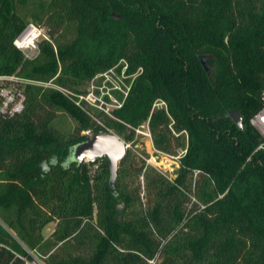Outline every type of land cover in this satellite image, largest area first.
Wrapping results in <instances>:
<instances>
[{
	"label": "trees",
	"instance_id": "1",
	"mask_svg": "<svg viewBox=\"0 0 264 264\" xmlns=\"http://www.w3.org/2000/svg\"><path fill=\"white\" fill-rule=\"evenodd\" d=\"M31 1L0 0V75L74 90L124 57L142 71L119 122L101 126L40 86L25 88L21 114L0 115V264H23L12 252L26 254L20 242L51 251L49 264H264V138L249 122L264 104V0ZM28 16L51 38L34 60L12 43ZM156 99L166 108H153ZM57 111L76 120L72 132L53 127ZM147 119L155 148H186L172 180L130 150L114 185L105 157L68 159L89 138L83 130L128 139L124 123Z\"/></svg>",
	"mask_w": 264,
	"mask_h": 264
},
{
	"label": "rangeland",
	"instance_id": "2",
	"mask_svg": "<svg viewBox=\"0 0 264 264\" xmlns=\"http://www.w3.org/2000/svg\"><path fill=\"white\" fill-rule=\"evenodd\" d=\"M39 1L47 2L48 0H32L30 3V7H32L34 4L36 5ZM25 20H26L25 24L29 22L35 23L33 22V20H31L29 16L25 17ZM40 25L44 27L47 32L48 27L46 23L43 21L40 22ZM46 37L47 39H51L49 35H46ZM47 39L43 38L42 40H40L39 45L43 40L48 41ZM125 66H127L126 69ZM137 73H138V68H132L129 61L125 57L121 58L115 65H112L102 71L94 73L90 78L84 81L83 84L78 85L74 90L70 89L71 93L73 94L72 95L73 98L76 97L75 96L76 94L92 92V95L90 97L88 98L84 97L81 100L83 109H80L77 106H75L70 98H68L64 94L63 95L68 100H70L75 107L83 111L85 115H87L92 121L96 122L101 126L104 125L103 120H105L106 118L119 122L120 119L116 115V110L119 106L122 105L123 99L126 96V91L130 86L132 78ZM56 87H61V86L55 84L54 82L49 86V88H53L57 90ZM52 125L58 132L66 135L75 129V127L77 126V122L69 113L65 111H57L55 112V115L52 119ZM124 126L127 130V133H130V137L128 139L125 138V135L122 132L119 133L118 136L121 137L122 139H125L128 142L133 143V145L136 146L139 153H141L145 158L151 160V163L148 164V168H153L156 171L157 169L163 171L169 177L177 176V170L180 167V163L178 159H175V157L179 154V152L183 149V147L176 148L175 151L171 154L173 156H168L166 154L164 155L162 153L156 152V150L153 147V143L151 142L150 139L146 138L140 132H136L135 128H137L139 125L124 123ZM106 129L112 131L109 128ZM142 130L143 129L140 128V131ZM92 134L93 133H90V136ZM131 152L132 155L135 154V158H136L135 160L138 162L141 159V157L137 155L134 151ZM101 165H102V161H97V163L93 165L92 172L94 178L96 177L97 173H99L101 169ZM194 179H196V177H193L192 175L191 178L192 191L189 193L190 196H188L191 197L192 199L195 197L194 189H193ZM143 180L144 178L143 177L141 178L140 176L141 185L143 183ZM143 194L144 191H142V194L140 196L142 201H144L145 199V197H143ZM94 216L95 215L93 214V217ZM54 229H55L54 222L49 223L43 229V235L45 240L48 241L52 239L50 236L54 232ZM61 244L62 243H58V245ZM44 251H48V250H43V252ZM49 252H44V253L48 254ZM69 252L70 251L67 249L66 253L68 254ZM156 259H157L156 264H160V262L162 261L161 257L159 259L158 258ZM44 262L45 264H49V259L44 260Z\"/></svg>",
	"mask_w": 264,
	"mask_h": 264
},
{
	"label": "built area",
	"instance_id": "3",
	"mask_svg": "<svg viewBox=\"0 0 264 264\" xmlns=\"http://www.w3.org/2000/svg\"><path fill=\"white\" fill-rule=\"evenodd\" d=\"M47 32L44 27H42L39 24L29 22L27 23L22 30L15 36L13 39V45L20 50V52L23 54L24 59L27 60H34L38 57L40 53L39 49V42L43 38H46ZM49 42H51L50 39H47ZM127 66H125V69ZM142 71L141 67H138V73L132 78V81L130 83V86L128 87V90L126 91V96L123 99H126L128 92L130 90V87L136 78L138 74ZM54 79V78H53ZM53 79L49 80L48 82H42L37 81L33 79H29L26 77L19 76L17 74H11V75H0V115L3 117H13L17 114H21L25 108V102H26V93L25 88L27 86H40L43 88H49V86L53 83ZM57 90H59L62 94L70 98L75 106H77L80 109H83L82 105V99L84 97H90L92 95V92L87 93H81L76 94L75 98L72 97V93L68 89H64L61 87H56ZM78 96V97H77ZM264 100V96H263ZM122 103V105H123ZM119 106L117 109H119ZM153 108H166V103L162 99H156L153 103ZM250 124L260 133V135L264 138V104L263 107L255 113L253 116L249 119ZM140 128L143 129L140 131ZM173 134L175 136H182L184 137L185 141H187V131L181 130L179 132H176L172 129L170 126ZM136 132H140L142 135H144L146 138L150 139L153 143L152 134L149 128V120L143 121L137 128H135ZM91 130H85L82 132L83 135L90 136ZM121 138V137H120ZM122 139V138H121ZM125 142L126 150L134 151L137 155L141 157V159L145 162V168L148 167V164L151 163V160L148 158H145L141 153L138 152L136 146L133 145V143L126 141L125 139H122ZM264 143L260 144L257 149H263ZM154 149L156 152L166 154L168 156L172 153H165L163 151L158 150L155 148L153 144ZM134 149V150H133ZM186 152V148H183L179 154L175 157V159L180 160V157L184 155ZM95 160L90 159H84L83 162L86 164L94 163ZM180 163V161H179ZM144 168V169H145ZM158 172L161 174H164L166 178L169 180H172V178L175 177H169L167 174H165L163 171H160L157 169ZM200 171L194 170L193 177H196ZM143 176H141L142 178ZM20 245L22 246L23 250L25 251V255H21L15 251H12L14 256L21 259L23 261V264H45L44 260H46L48 254L43 253L40 249L36 248H29L25 246L23 243L20 242ZM153 262V261H150Z\"/></svg>",
	"mask_w": 264,
	"mask_h": 264
},
{
	"label": "water",
	"instance_id": "4",
	"mask_svg": "<svg viewBox=\"0 0 264 264\" xmlns=\"http://www.w3.org/2000/svg\"><path fill=\"white\" fill-rule=\"evenodd\" d=\"M228 115L239 128L243 126V118L237 110H230ZM126 151L125 142L117 134L106 129L97 131L86 140L72 146L68 159L81 163L86 158L95 160L105 157L108 160L109 183L114 185L119 163Z\"/></svg>",
	"mask_w": 264,
	"mask_h": 264
}]
</instances>
